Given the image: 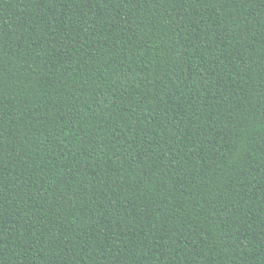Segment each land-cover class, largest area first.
Listing matches in <instances>:
<instances>
[{
    "label": "trees",
    "instance_id": "16d2710c",
    "mask_svg": "<svg viewBox=\"0 0 264 264\" xmlns=\"http://www.w3.org/2000/svg\"><path fill=\"white\" fill-rule=\"evenodd\" d=\"M0 264H264V0H0Z\"/></svg>",
    "mask_w": 264,
    "mask_h": 264
}]
</instances>
